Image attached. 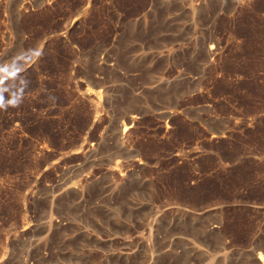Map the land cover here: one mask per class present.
Here are the masks:
<instances>
[{
    "label": "rangeland",
    "instance_id": "rangeland-1",
    "mask_svg": "<svg viewBox=\"0 0 264 264\" xmlns=\"http://www.w3.org/2000/svg\"><path fill=\"white\" fill-rule=\"evenodd\" d=\"M260 254L264 0H0V264Z\"/></svg>",
    "mask_w": 264,
    "mask_h": 264
},
{
    "label": "bare ground",
    "instance_id": "bare-ground-1",
    "mask_svg": "<svg viewBox=\"0 0 264 264\" xmlns=\"http://www.w3.org/2000/svg\"><path fill=\"white\" fill-rule=\"evenodd\" d=\"M212 49H214L213 47H210L209 48V52H207V57H209V56H213V50ZM124 129L125 128H123L122 129V133H124ZM117 163V162H116ZM115 165V164H114ZM120 165V164H119ZM116 166V165H115ZM215 228H217V227H215ZM258 264H264V255H262L261 256V254H260V256L258 257Z\"/></svg>",
    "mask_w": 264,
    "mask_h": 264
}]
</instances>
